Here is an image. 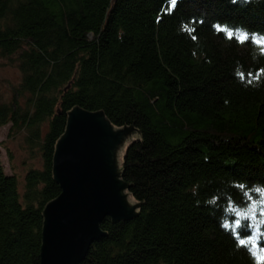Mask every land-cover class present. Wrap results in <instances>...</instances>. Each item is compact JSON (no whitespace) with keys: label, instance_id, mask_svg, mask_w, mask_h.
<instances>
[{"label":"trees","instance_id":"1","mask_svg":"<svg viewBox=\"0 0 264 264\" xmlns=\"http://www.w3.org/2000/svg\"><path fill=\"white\" fill-rule=\"evenodd\" d=\"M215 24L264 34V0H0V58L15 57L25 95L22 108L0 104V126L25 129L42 161L21 195L0 160V264H40L44 209L61 193L53 156L73 109L111 124L110 151L137 134L118 173L110 153L135 201L124 200L129 217H105L77 264H252L223 225L235 228L237 185L264 186V75L246 82L264 56Z\"/></svg>","mask_w":264,"mask_h":264},{"label":"water","instance_id":"2","mask_svg":"<svg viewBox=\"0 0 264 264\" xmlns=\"http://www.w3.org/2000/svg\"><path fill=\"white\" fill-rule=\"evenodd\" d=\"M117 137L102 115L81 109L69 113L53 156L61 193L44 209L40 264H77L102 236L99 223L105 217H129L117 179L120 167L114 168L116 174L111 168L109 145Z\"/></svg>","mask_w":264,"mask_h":264},{"label":"snow or ice","instance_id":"3","mask_svg":"<svg viewBox=\"0 0 264 264\" xmlns=\"http://www.w3.org/2000/svg\"><path fill=\"white\" fill-rule=\"evenodd\" d=\"M232 4H239L240 6H246L251 3V0H230ZM177 0H170V5L174 7ZM203 23V21H196L193 19L190 23ZM213 28L221 33H224L225 38L228 40H234L239 44H245L248 42L253 46L254 50H258L261 56H264V34L249 32L243 28L229 27L228 25L215 24ZM182 31L191 35L195 28L189 27L188 24L182 25ZM193 40L196 39L194 35H191ZM236 75L239 79L245 80V74L241 71H237ZM247 83H252L254 80H259L261 75H264V69H261L255 75L251 72L248 74ZM241 190V194L244 197L242 205H236L235 202L228 198V203L232 207L231 216L235 217L233 223L235 228H232L230 223H225L223 227L230 230V234L235 238L234 243L237 248H244L252 264H264V244H261V240H264V186H249L239 184L236 186ZM215 197L209 203H214ZM255 221V223H253Z\"/></svg>","mask_w":264,"mask_h":264},{"label":"rangeland","instance_id":"4","mask_svg":"<svg viewBox=\"0 0 264 264\" xmlns=\"http://www.w3.org/2000/svg\"><path fill=\"white\" fill-rule=\"evenodd\" d=\"M15 60L13 56L0 58V104H6L11 107H17L18 105L22 108L25 104V95H15L22 76ZM46 130L45 124L40 126L41 135H44ZM26 136L27 132L25 129H12L10 122L0 126V160L5 174L14 176L17 179L21 195L23 194L24 177L27 171L31 168H41L42 166L38 146L29 144L26 141ZM134 138H137V134L129 133L114 148L115 169L121 168L126 146ZM121 191L125 195L124 200L126 203H135L133 197L125 189ZM261 219H264V217H261Z\"/></svg>","mask_w":264,"mask_h":264}]
</instances>
